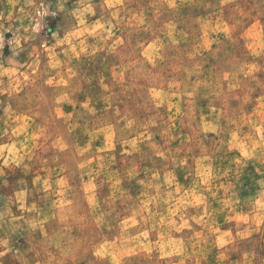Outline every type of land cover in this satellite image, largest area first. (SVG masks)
I'll return each instance as SVG.
<instances>
[{
  "label": "rangeland",
  "instance_id": "rangeland-1",
  "mask_svg": "<svg viewBox=\"0 0 264 264\" xmlns=\"http://www.w3.org/2000/svg\"><path fill=\"white\" fill-rule=\"evenodd\" d=\"M0 45V264H264V0H0Z\"/></svg>",
  "mask_w": 264,
  "mask_h": 264
},
{
  "label": "clouds",
  "instance_id": "clouds-1",
  "mask_svg": "<svg viewBox=\"0 0 264 264\" xmlns=\"http://www.w3.org/2000/svg\"><path fill=\"white\" fill-rule=\"evenodd\" d=\"M87 11L91 12L92 9L91 8H88ZM45 14H47V13L46 12L45 13H38V15H45ZM53 15H55V13H53ZM81 23H83L82 20H81ZM34 31H39V26H37V28L34 29ZM17 43H18V41H17ZM0 47H2V45H0Z\"/></svg>",
  "mask_w": 264,
  "mask_h": 264
}]
</instances>
